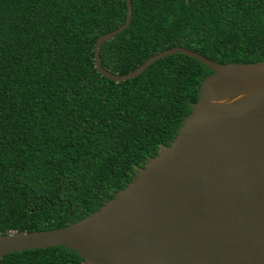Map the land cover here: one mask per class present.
<instances>
[{"label":"trees","instance_id":"obj_1","mask_svg":"<svg viewBox=\"0 0 264 264\" xmlns=\"http://www.w3.org/2000/svg\"><path fill=\"white\" fill-rule=\"evenodd\" d=\"M130 25L105 41L125 74L184 46L219 63L264 60V0H132ZM126 0H0V233L67 226L94 213L169 146L212 69L174 53L114 81L95 67L98 37ZM64 247L0 264H83Z\"/></svg>","mask_w":264,"mask_h":264},{"label":"water","instance_id":"obj_2","mask_svg":"<svg viewBox=\"0 0 264 264\" xmlns=\"http://www.w3.org/2000/svg\"><path fill=\"white\" fill-rule=\"evenodd\" d=\"M126 2L125 22L95 43L102 75L128 80L174 53L213 71L176 138L137 166L125 188L67 226L0 233V257L64 246L83 264H264V60L219 63L175 46L128 73H113L100 50L130 25L133 4Z\"/></svg>","mask_w":264,"mask_h":264}]
</instances>
